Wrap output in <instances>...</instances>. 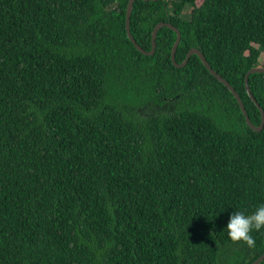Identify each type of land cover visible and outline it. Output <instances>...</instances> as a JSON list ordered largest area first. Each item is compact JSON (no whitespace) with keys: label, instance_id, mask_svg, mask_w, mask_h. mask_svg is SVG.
<instances>
[{"label":"trees","instance_id":"16d2710c","mask_svg":"<svg viewBox=\"0 0 264 264\" xmlns=\"http://www.w3.org/2000/svg\"><path fill=\"white\" fill-rule=\"evenodd\" d=\"M128 0H0V264H252L223 227L264 203V128L192 55L127 38ZM189 8L187 16L184 10ZM178 28L260 112L264 0H136L145 51ZM248 85L264 111V74ZM264 264V260L260 263Z\"/></svg>","mask_w":264,"mask_h":264},{"label":"water","instance_id":"95a60500","mask_svg":"<svg viewBox=\"0 0 264 264\" xmlns=\"http://www.w3.org/2000/svg\"><path fill=\"white\" fill-rule=\"evenodd\" d=\"M135 1L136 0H128L127 7H126V16H125V31L127 34V38L134 45V47L137 49V51L140 52L144 56H152L154 54L155 47H156V36H157L158 31L163 27L171 29L176 34V39L173 43V46H172L171 52H170L171 61H172L173 65L177 68H183L187 64L189 58L192 55L198 56L200 61L202 62V64L205 66V68L210 73V75H212L220 83H222L232 93L234 98L237 100V103L239 104L240 110H241V112L245 118V121H246L248 127L256 133L261 132L264 128V111L259 106V104L257 103L256 99L254 98V96L252 95V93L250 91V88L248 85V78L251 74H264V68L263 67L252 68L246 73L245 78H244L246 93H247L248 97L250 98V100L254 103V105L258 108V110L260 112V117H261L260 124L258 126H255L249 120V117L245 111L244 105H243L242 100L240 99V96L238 95V93L234 90V88L224 78H222L220 75H218L216 73V71H214L210 67V65L206 61L204 55L198 49H196V48L190 49L187 52L186 57L181 64H177L175 62L176 49H177V47L180 43V40H181V33H180L178 28L174 27L170 23H163V22L158 23L152 30V46H151V49L149 51H145L136 43V41L134 40L133 36L131 35V31H130V17H131V13H132V9H133V4ZM140 1L147 2V1H164V0H140ZM263 260H264V254L261 255L259 258H257L252 264H260Z\"/></svg>","mask_w":264,"mask_h":264},{"label":"clouds","instance_id":"9594fccd","mask_svg":"<svg viewBox=\"0 0 264 264\" xmlns=\"http://www.w3.org/2000/svg\"><path fill=\"white\" fill-rule=\"evenodd\" d=\"M261 228H264V203L259 204L254 211L248 214L239 210L231 212L223 227L227 237L232 241H243L249 246L254 244L251 231Z\"/></svg>","mask_w":264,"mask_h":264},{"label":"rangeland","instance_id":"374dc122","mask_svg":"<svg viewBox=\"0 0 264 264\" xmlns=\"http://www.w3.org/2000/svg\"><path fill=\"white\" fill-rule=\"evenodd\" d=\"M188 12H189V8H186V9L184 10V15L187 16ZM260 61H261L262 64L264 63V55H262Z\"/></svg>","mask_w":264,"mask_h":264}]
</instances>
